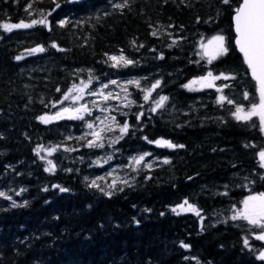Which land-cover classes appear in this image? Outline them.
<instances>
[{"label":"trees","instance_id":"obj_1","mask_svg":"<svg viewBox=\"0 0 264 264\" xmlns=\"http://www.w3.org/2000/svg\"><path fill=\"white\" fill-rule=\"evenodd\" d=\"M241 1L0 0V264H264V241L232 219L264 193V128L256 116H235L259 97L234 45ZM33 20L46 23L3 28ZM216 35L228 51L209 63L201 44ZM112 55L132 63L117 66ZM209 72L228 75L225 99L191 84ZM133 77L135 97L117 114L127 132L108 148L75 143L74 118L40 119ZM161 97L174 115L160 113ZM107 149L106 160L122 167L132 154L158 159L125 167L121 185L93 186L88 177L99 170L83 161ZM185 200L199 215L181 211Z\"/></svg>","mask_w":264,"mask_h":264},{"label":"rangeland","instance_id":"obj_2","mask_svg":"<svg viewBox=\"0 0 264 264\" xmlns=\"http://www.w3.org/2000/svg\"><path fill=\"white\" fill-rule=\"evenodd\" d=\"M208 42L209 40L204 45H208ZM202 51L204 53V48H202ZM113 56L120 57L119 55H112L111 57ZM111 61L117 66H124L123 64H125L123 61H120L118 64L113 60ZM207 75L208 73L203 74L196 80H199L201 77H207ZM212 76H219L221 78L213 79L209 77L207 81L193 85L199 90L208 88L209 90L214 91L217 99L221 100V97H223V88H225L229 83L227 79L223 78V76L228 75L225 73H212ZM113 81H115V83H112ZM135 81H139L140 83V79L137 77L128 79L112 78L105 84L95 87L88 93L82 94L81 103L79 105L75 104V106L77 105L75 109L72 105H68L53 114L47 115L45 118L48 122L56 121L62 118H74L79 121V124L77 126L78 132L74 134V136L70 135L71 138L76 137V139L78 140V142L75 143L82 142L83 146L88 150L94 148H108L124 134V132H121V127H123V125L118 121L117 114L123 111L124 107L130 105V103L133 101L135 95L133 91H131L130 86L137 85ZM208 83H211L213 86H206ZM105 97H107V99H105ZM159 101L160 98L157 102ZM165 101L163 102V107L159 108L160 113L165 112L167 115H174L177 112L176 107L174 105L165 107ZM199 101L202 102V99H199ZM256 103H259V97ZM82 106H86V110ZM66 108L70 111L65 112L64 109ZM76 109H80V111L76 112ZM57 113H60L59 117L57 116ZM78 117L83 118L81 119ZM89 124L93 125V127L89 128ZM262 127L264 128V125H262ZM96 134H98V136ZM89 144H91L92 146H89ZM100 144H102L103 146H98ZM109 150L110 149H107V151H105L103 154L96 157L87 158L83 161L85 168L90 169L92 167H97L99 170L98 173H90L93 175H90L88 177L89 181L91 183L95 181V184H97L98 186L102 185L105 188H112V186L114 185H121L127 181L128 178H126V171L129 170H127L125 167L148 168L149 165H152L153 163H155L154 161L158 159L157 157L154 158L153 156L148 157L144 155V160L137 164L136 159L141 155L132 154L125 158V167H122L121 163H110L106 160L108 159L107 156L109 155V152H112ZM71 161L73 163H80V160H78L77 158H72ZM262 168L264 169V167ZM243 207L244 205L242 204L240 210H242ZM244 222L247 223L250 228L256 231V235L261 234L260 228L250 225L246 220Z\"/></svg>","mask_w":264,"mask_h":264},{"label":"snow or ice","instance_id":"obj_3","mask_svg":"<svg viewBox=\"0 0 264 264\" xmlns=\"http://www.w3.org/2000/svg\"><path fill=\"white\" fill-rule=\"evenodd\" d=\"M225 4L229 3V0H223ZM31 7V5H28ZM59 7V5H57ZM117 7H123V5H117ZM41 23L45 24V20L36 21L33 20L31 23H25L21 21L18 24H7L3 25V28L6 31H12L15 28H31L33 25ZM61 25L67 23V21H61ZM234 23H235V31L237 33V37L235 40L236 45L239 48V51L243 54L245 63L247 64L248 68L251 70L252 77L256 80L258 84V91H259V103L253 104L251 106V110L247 113H244V109L238 107L236 109V119L237 120H249L253 116L259 117V121L261 125H264V0H242L241 5L235 10L234 16ZM155 35V33H153ZM55 46V45H54ZM201 47L204 48V55L210 57L209 63H211L212 59H216L221 55L227 54V47L225 46V37L223 35H216L209 40L208 45L201 44ZM32 52L37 51H44L42 47H38L31 50ZM22 57H17L16 59H21ZM111 60L117 62L123 61L126 64L132 63L130 60H126L124 57H110ZM211 77L213 79H220L221 77H213L212 73L209 72L207 77H201L199 80H193L191 84L203 83L207 81L208 78ZM224 79H229L228 76H223ZM234 78V77H232ZM112 83H115L113 81ZM137 86H139V81H135ZM190 85H185V87H191ZM160 85V81H156L155 84L152 85V88L149 89V95L151 90H154L156 87ZM206 86L212 87L211 83H208ZM149 95H145L144 99L148 100ZM247 93H245V98H247ZM68 96H65L67 99ZM107 99V97H105ZM225 99L221 97V100ZM167 100V97H161L160 101L157 102V108L163 107V102ZM232 103V101H229ZM86 110V106H82ZM65 112L70 111L69 109H64ZM76 112H79L80 109H76ZM155 111V109H153ZM242 113H244L242 115ZM57 116H60V113H57ZM83 118V117H78ZM44 122H48L45 117L40 118ZM89 128H92L93 125L89 124ZM127 124L121 127V132H127ZM98 136V134H96ZM151 143V141H150ZM156 144L160 146H166L169 148H175L177 145L172 144L170 141L166 140H157L155 141ZM89 146H92L89 144ZM102 147L103 145H98ZM179 147H183V145H179ZM148 155V154H145ZM259 156L262 161H264V151L259 153ZM144 160V155H141L139 158L136 159V163L139 164L141 161ZM165 163L169 161L165 160ZM50 167L47 169L48 171L54 170V165L52 162H48ZM264 167V164L261 165ZM151 167V165H149ZM93 186H96L95 181H93ZM55 187H59L58 185ZM47 191V189H45ZM61 192L68 191V189L60 188ZM4 195V193H0V196ZM110 195V193H109ZM187 205V208H185ZM243 209L238 210L237 214L232 216L233 220L236 219H243L246 220L250 225L258 227L261 229V234L256 236V239L264 241V193H260L258 195L249 196L247 199L243 201ZM181 211H193L197 215L199 212L196 208L190 204L188 201L185 200L183 204L178 206ZM176 211V209H173ZM245 244H248L247 239H245ZM184 247H189L188 245H183ZM261 260H264V253H261L260 257Z\"/></svg>","mask_w":264,"mask_h":264},{"label":"water","instance_id":"obj_4","mask_svg":"<svg viewBox=\"0 0 264 264\" xmlns=\"http://www.w3.org/2000/svg\"><path fill=\"white\" fill-rule=\"evenodd\" d=\"M241 3H242V1H241ZM241 3H240V5H241ZM239 5V6H240ZM238 6V7H239ZM234 16H235V13L233 14V16H232V24H233V30H234V34H235V38H234V45H235V47H236V50L242 55V57H243V54L239 51V48H238V46L236 45V43H235V40H236V37H237V33H236V31H235V23H234ZM243 59H244V57H243ZM245 61V60H244ZM247 65V64H246ZM248 67V66H247ZM249 69V68H248ZM249 71H250V74H251V70L249 69ZM251 77H252V75H251ZM253 78V77H252ZM254 79V78H253ZM255 80V79H254ZM256 81V80H255ZM257 83V82H256ZM258 85V84H257ZM258 93H259V91H258ZM259 159L261 160V158L259 157Z\"/></svg>","mask_w":264,"mask_h":264}]
</instances>
